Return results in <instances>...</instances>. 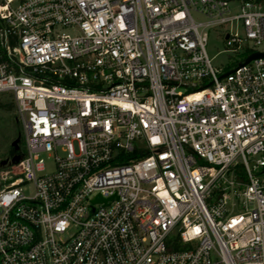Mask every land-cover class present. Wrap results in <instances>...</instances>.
Masks as SVG:
<instances>
[{"label":"built area","instance_id":"1","mask_svg":"<svg viewBox=\"0 0 264 264\" xmlns=\"http://www.w3.org/2000/svg\"><path fill=\"white\" fill-rule=\"evenodd\" d=\"M221 26L234 67L207 50ZM254 53L264 0H0V94L24 133L0 264H264Z\"/></svg>","mask_w":264,"mask_h":264},{"label":"rangeland","instance_id":"2","mask_svg":"<svg viewBox=\"0 0 264 264\" xmlns=\"http://www.w3.org/2000/svg\"><path fill=\"white\" fill-rule=\"evenodd\" d=\"M195 18L199 21H205L204 15L195 13ZM210 38L208 42V53L213 58L214 64L217 66L234 67L237 63V57L226 52L227 46L221 41L219 33L225 32V26L219 28H211ZM14 107L11 108L10 105ZM24 133L18 117L16 104L10 93L0 94V188L4 185L2 173L10 170L13 176L17 171V164L24 154ZM45 172L53 171L55 164L52 158L44 154Z\"/></svg>","mask_w":264,"mask_h":264},{"label":"water","instance_id":"3","mask_svg":"<svg viewBox=\"0 0 264 264\" xmlns=\"http://www.w3.org/2000/svg\"><path fill=\"white\" fill-rule=\"evenodd\" d=\"M262 56H264V54H261V53H254L253 55H251L250 57H248V58L246 59L245 63H248V62H250L251 60H253V59H255V58L262 57ZM100 200H101V197L98 196V197L96 198L95 201H100Z\"/></svg>","mask_w":264,"mask_h":264},{"label":"trees","instance_id":"4","mask_svg":"<svg viewBox=\"0 0 264 264\" xmlns=\"http://www.w3.org/2000/svg\"><path fill=\"white\" fill-rule=\"evenodd\" d=\"M10 107H11V108H9V109H12V107H14L13 104H11Z\"/></svg>","mask_w":264,"mask_h":264}]
</instances>
